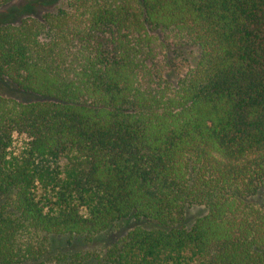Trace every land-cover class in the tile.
<instances>
[{
	"label": "trees",
	"instance_id": "16d2710c",
	"mask_svg": "<svg viewBox=\"0 0 264 264\" xmlns=\"http://www.w3.org/2000/svg\"><path fill=\"white\" fill-rule=\"evenodd\" d=\"M0 80V264H264V0H69Z\"/></svg>",
	"mask_w": 264,
	"mask_h": 264
},
{
	"label": "rangeland",
	"instance_id": "374dc122",
	"mask_svg": "<svg viewBox=\"0 0 264 264\" xmlns=\"http://www.w3.org/2000/svg\"><path fill=\"white\" fill-rule=\"evenodd\" d=\"M68 1L69 0H14L8 5L0 8V25L9 22L17 23L21 18L26 16L40 15L46 11H54L58 7L65 6ZM28 3H30L29 7L27 6ZM0 96L12 97L22 102L40 100L39 97L32 96L17 90L7 80H0ZM202 210L203 209L201 208H191V210H189L190 211L189 215L195 216L197 213L201 212ZM132 225L133 222L131 220L123 222L122 224L117 225L109 229L108 231L98 235L93 242L81 241V243L86 246L85 248H88L91 251H97L98 249L100 250L98 244L101 247V245L112 244L114 242H117L131 229ZM79 247L80 245H77L74 242L71 244L69 243L64 244V242L56 244L57 249L64 248L62 250L67 251L68 254L75 253L77 250H79ZM57 249H55V251ZM51 264H64V263L53 262Z\"/></svg>",
	"mask_w": 264,
	"mask_h": 264
}]
</instances>
